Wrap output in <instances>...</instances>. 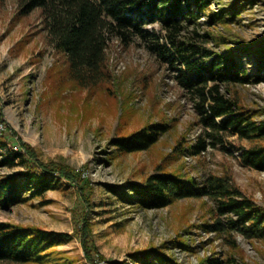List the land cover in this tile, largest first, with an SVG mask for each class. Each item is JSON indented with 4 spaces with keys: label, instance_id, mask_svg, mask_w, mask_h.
<instances>
[{
    "label": "rangeland",
    "instance_id": "374dc122",
    "mask_svg": "<svg viewBox=\"0 0 264 264\" xmlns=\"http://www.w3.org/2000/svg\"><path fill=\"white\" fill-rule=\"evenodd\" d=\"M210 8L211 13L221 9L230 12L225 15L226 22L219 20L215 25L207 23L208 16L201 17L200 35L210 34L205 44L218 51L233 48L245 65L255 71L253 53L242 49L264 41V0H221ZM21 9V0H0V106L5 119V124L0 122L3 124L0 131L6 125L17 130L41 158L84 168V176L92 178L96 205L92 211V230L95 244L105 257L101 264H140L130 258L132 253L169 243L179 234L184 235L194 250L177 245L166 251L184 264H198L200 259L224 249L215 232L199 227L207 217L211 219L202 199L180 198L162 208L144 209L119 200L108 191L110 185L145 181L156 171L155 165L172 151L178 135L187 132L188 139L194 141L201 133V127L194 123L197 111L193 99L175 82L174 72L140 43L124 47L115 40L110 45L107 54L116 75L114 85L130 98L128 118L123 124L120 114L125 96L103 101L97 95L88 97L86 89L77 100V93L68 87L67 98H62L56 78L65 71L67 58L47 41L41 9L25 13ZM202 39L201 36L199 41ZM236 91L245 104L264 109V81L237 85ZM153 98L158 102L157 109L164 111L170 124L173 122L172 128L146 150L118 151L112 144L118 135L139 130L145 123L159 119L152 111ZM229 139L233 145L209 146L200 155H186L174 165L182 162L184 172L198 181L228 166L235 182L264 207V171L243 163L240 146L244 141L236 135ZM16 145L20 144L16 141ZM10 148L11 145L0 146V178L25 168L20 159L6 158L13 156ZM76 195V187L63 178L57 188L48 190L42 197L1 207L0 221L33 224L69 234L43 263L5 264H91L74 230ZM237 239L250 264H264V247H255L241 234Z\"/></svg>",
    "mask_w": 264,
    "mask_h": 264
},
{
    "label": "trees",
    "instance_id": "16d2710c",
    "mask_svg": "<svg viewBox=\"0 0 264 264\" xmlns=\"http://www.w3.org/2000/svg\"><path fill=\"white\" fill-rule=\"evenodd\" d=\"M221 0H21V13L41 9L47 41L66 56L63 74L56 78L60 95L67 98L70 87L77 95L88 89V97L97 95L103 101L125 96L114 85L116 75L110 68L108 48L118 40L124 47L140 43L157 61L174 72L178 86L194 102L201 127L196 139H188L187 132L176 137L172 151L155 166L145 181H129L121 186H108L119 200L144 209L162 208L180 198H200L210 213L199 227L215 232L224 249L213 252L198 264H250L245 250L237 239L241 234L255 247H264V207L233 179L231 168L211 172L202 181L184 172V164L174 165L186 155H200L209 146L225 147L234 144L229 137L236 135L245 143L240 146L242 161L264 171V109L245 104L236 91L237 85L264 81V41L248 44L242 50L253 53L256 70L245 65L242 56L233 48L214 50L205 44L209 32L200 35L203 15L209 25L226 22L230 11L221 9L211 13V5ZM234 6V5H233ZM235 7H233L234 9ZM232 15H235L233 11ZM204 39L199 41V38ZM53 67V66H52ZM51 67V68H52ZM106 97V99H104ZM78 100V99H77ZM130 98L125 96L120 119L128 118ZM152 111L157 121L145 123L139 130L118 135L112 140L118 151L131 153L157 144L173 125L153 98ZM0 122L5 124L0 106ZM5 126L0 131V146L11 145L13 156L20 159L24 170L0 178V208L10 207L58 187L63 178L76 187L73 209L74 230L91 264L105 262L95 244L92 230V211L95 205V186L84 168L65 162L45 160L37 149L18 135L17 130ZM16 141L20 149H13ZM68 233L44 229L37 225H23L0 221V264L43 263L50 251L68 238ZM260 243V244H258ZM180 246L194 250L183 234L160 246L135 251L130 258L140 264H184L166 251Z\"/></svg>",
    "mask_w": 264,
    "mask_h": 264
},
{
    "label": "built area",
    "instance_id": "2783aa9c",
    "mask_svg": "<svg viewBox=\"0 0 264 264\" xmlns=\"http://www.w3.org/2000/svg\"><path fill=\"white\" fill-rule=\"evenodd\" d=\"M2 127H3V124L0 123V128H2ZM18 147H19L18 145H15V146H14L15 149H19Z\"/></svg>",
    "mask_w": 264,
    "mask_h": 264
}]
</instances>
